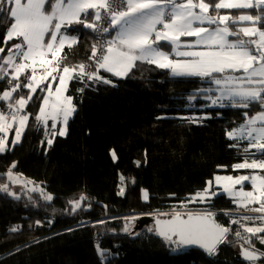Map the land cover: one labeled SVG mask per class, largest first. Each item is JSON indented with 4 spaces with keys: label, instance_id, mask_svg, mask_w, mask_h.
I'll return each instance as SVG.
<instances>
[{
    "label": "trees",
    "instance_id": "obj_1",
    "mask_svg": "<svg viewBox=\"0 0 264 264\" xmlns=\"http://www.w3.org/2000/svg\"><path fill=\"white\" fill-rule=\"evenodd\" d=\"M9 6L4 3V8ZM7 19V13L0 12V47L5 48L0 57L18 41L4 44ZM66 31L76 33L78 40L64 49L61 63L74 67L86 62L94 31L82 24ZM97 74L111 83L71 79L67 94L76 106L65 136H51L59 124L53 129L51 122L36 120L43 97L38 89L23 109L29 120L20 143L0 152V184L8 186L7 192L0 191V264H248L236 257L245 243L231 234L210 255L198 249L173 254L170 247L175 244L152 232L142 230L133 237L126 219L167 211L204 190L217 174L250 172L233 168L246 158L242 146L233 147L235 142L225 133L245 112H257L258 104L247 109L212 107L204 80L173 76L154 64L137 62L126 77L102 70ZM9 80H0V93L11 84L29 82L23 76L11 84ZM28 94V88L21 87L11 101ZM11 136L12 131L9 145ZM48 139H53L51 145ZM9 170L41 184L53 199L46 201L35 191L9 195ZM77 200L80 207L73 211ZM202 208L220 225L240 228L229 224L236 206L226 196L217 195ZM13 227L18 231H10ZM251 236L255 242L264 233Z\"/></svg>",
    "mask_w": 264,
    "mask_h": 264
},
{
    "label": "snow or ice",
    "instance_id": "obj_2",
    "mask_svg": "<svg viewBox=\"0 0 264 264\" xmlns=\"http://www.w3.org/2000/svg\"><path fill=\"white\" fill-rule=\"evenodd\" d=\"M5 2L10 5L8 8H4ZM222 9L258 11L255 14L243 12L236 16L233 11L221 15ZM211 11H215L216 15H211ZM0 12L7 13L8 18L4 44L7 45L8 42L16 39L20 41L13 43L12 47L7 49V56L0 57L3 63L12 69L9 83L11 84L12 80H20L22 76L29 81L23 85L20 83L13 85L10 90L0 95V99L9 100L12 93L21 87L29 88L32 93H35L44 80L49 77L53 80L58 78L59 84L55 87L54 93L53 86L47 85L49 96L44 98L40 114L36 116L38 122L44 121L46 117H51L53 121L57 117H62L65 127L51 132L53 138L67 134L68 119L75 111L72 98L63 95L67 90L66 80L74 79L76 76L80 78L87 76L89 80L96 79L111 83L110 80L97 74L100 69L118 77H126L137 66V62H140L167 69L173 76L209 78L211 82L220 86L221 92L219 97L212 99L213 105H216L218 101L228 100L230 106L247 109L252 103H258L261 111L255 115L245 112L244 122L226 131L225 134L230 140H247L248 147L244 149L246 153L250 149H255L256 152L264 155V0H215L214 3L206 2V0H0ZM89 16H92V22H88ZM102 20L106 21L108 26L99 28L95 22ZM246 23L251 26H243L236 31L231 30L229 26ZM79 24H83L84 28L92 29L94 32L109 33L110 29L115 30V35L110 39L98 41L93 45L89 59L95 60L98 65L97 70L93 72H88L83 64L69 67L61 63L66 58L62 54L65 44L71 47L77 43V38L67 35L66 30ZM204 24L224 26L208 28L203 27ZM158 25L161 27H157ZM46 33L49 35L47 41H45ZM181 37L195 39L182 42ZM229 37H236V39L231 40ZM165 46H169L171 52L163 51ZM182 46L188 49L203 46L205 50L181 51ZM4 51L5 48L0 47V53ZM49 53L52 54V60L46 59ZM172 56L185 59H172ZM37 58L46 72L39 80L36 79ZM48 65H51V71L47 70ZM29 69H31V75H27ZM0 71L3 72L0 80L9 75L2 66ZM228 72H242L243 75H226ZM234 84L235 86H232ZM51 96H55L53 111L47 112L45 105L49 103ZM31 99L32 96L29 95L27 98L21 97L16 100L15 104L7 105L8 108L13 109L11 121H18L20 125L15 128L16 139L12 141L13 144L19 141L23 128L29 120L27 115H19V113ZM220 106L223 107L224 104L220 103ZM11 127L12 124L8 122L6 115L0 113V133H5L4 137H0V152L6 150V133ZM52 128H56L55 122ZM47 143L51 145L53 139H48ZM112 155L115 159L114 152ZM12 167L14 168L15 164ZM233 168L264 170V159H252L251 162L245 160L233 165ZM8 176L13 183L18 182L13 179L11 171ZM215 179L217 182L227 180L233 185L251 180L253 191L245 192L241 188L239 192H235L229 186H225L224 191L232 197H239L240 199L234 202L241 207L257 204L259 207L249 208V210L264 213V175L216 177ZM26 183L32 182L29 180ZM0 191L7 192L8 186L0 184ZM208 191V188H205L197 192L190 202L196 199L203 202ZM8 194L14 195L11 192ZM215 194V192L210 193L213 196ZM143 195L147 199V193L144 192ZM44 199L51 201L53 197L45 195ZM84 199L86 197H80V200ZM80 200L72 202L73 211L80 207ZM182 215L181 212L173 210L171 220L157 219L155 229H149V231H155V234L169 245L175 244L177 248L199 245L210 254L216 251L218 244L225 242L229 228L213 221L211 212H189L187 219H183ZM244 219L264 221V215ZM232 223L235 224L238 221L233 220ZM241 227L253 236L264 233V227L253 228L244 225ZM10 231H18V227H13ZM124 231L127 232L128 229L125 228ZM236 236L250 245L249 238L241 236L239 231L236 232ZM261 243H264V238H261ZM97 251L102 258L105 257L106 254L102 249L98 247ZM241 255L249 261H255L264 256V253L245 248Z\"/></svg>",
    "mask_w": 264,
    "mask_h": 264
},
{
    "label": "crops",
    "instance_id": "obj_3",
    "mask_svg": "<svg viewBox=\"0 0 264 264\" xmlns=\"http://www.w3.org/2000/svg\"><path fill=\"white\" fill-rule=\"evenodd\" d=\"M229 11H240V10H225V9H222V10H220V14L221 15L228 14ZM248 11L249 10H242L241 12L234 13V15L238 16V15L242 14L243 12H248ZM210 14L211 15H216V12L215 11H211ZM87 19H88V22H92V16H89ZM97 22L98 21H96L95 23H97ZM223 26L224 25H218V24H213V25L204 24L203 25V27H208V28H216V27H223ZM229 26H230L231 30L236 31L240 27H243V26H251V25H249V24L246 23L244 25L236 24V25H229ZM66 34L69 35V36H72V37H76L77 40H78V35L76 33L74 34V33H70V32H67L66 31ZM114 35H115V30H112L111 29V37L114 36ZM241 36H242V34H241ZM48 39H49V35L46 33L45 34V41H47ZM194 39H195L194 37H181V41L182 42H188V41H192ZM229 39L235 40L236 37H229ZM18 42H20V41L18 40L16 43H18ZM75 44H73V45H75ZM67 47H68V44L66 43L64 49L67 48ZM162 50L165 51V48H163ZM180 50L181 51H186V50H205V49L203 48V46H200V47H197V48H193V49H188V48L182 46L180 48ZM166 52H171V48H170V51H166ZM0 55H1V53H0ZM7 55H8V52H7V54L5 56H7ZM171 58L172 59H185V58L175 57V56H172ZM46 59L52 60V54L51 53L47 54ZM17 60H18V58H17ZM0 66H2L3 69H5L9 73L8 77L11 79L12 69L9 68L6 64H4L2 59H1V62H0ZM35 67H36V79L39 80L41 76H44L46 74L45 68L44 67H41V65H40L39 58H37V63H36V66ZM46 67H47V70L48 71H51V65H48ZM100 70L104 71L103 69H100ZM60 71L62 73V68H61ZM104 72H106V71H104ZM106 73H108V72H106ZM31 74H32L31 73V69H29L28 72H27V75H31ZM109 74L113 75L112 73H109ZM227 74L235 75V76H241V75H243L242 72H236V73L228 72V73H226V75ZM0 75H3V72L2 71H0ZM73 75H75V73H73ZM214 75L215 76H219L220 74H214ZM113 76H115V75H113ZM116 77H118V76H116ZM196 77H198V76H196ZM199 78H201V77H199ZM201 79L204 80L207 83V85H208V92H209L208 99L210 100V103H211V106L212 107H221L220 106V103H223L224 106L230 105V102L228 100L218 101V103L216 105H213L212 102H211L212 99H215L216 97H219L221 95L220 86H217L215 83L211 82V80L209 78H201ZM70 81L71 80H66L67 90H66V92L63 93V95L64 96H67V97H71V96H69L67 94ZM48 84H51L53 86L52 87V92L54 93L55 92V87L59 84V79L57 78V79L53 80L51 77H49L48 79L44 80L43 83H41L39 85V87L37 88V90L38 89H41V90L43 89L42 90L43 91V97H42L41 102H40V107H41V105L43 103L44 98L46 96H49V91H48V88H47V85ZM232 86H235V84L232 85ZM244 86L247 87L248 85H244ZM225 87H227V85H225ZM28 90H29L28 96L29 95L33 96L34 93H32L30 91V89H28ZM3 92L0 93V95H2ZM0 101L5 102L2 99H0ZM54 102H55V96L49 97V103L47 105H45V110L47 112L53 111L52 105H53ZM13 104H15L14 101H13ZM26 105H25V107H26ZM72 105L75 108L76 102L74 101L73 98H72ZM40 107H39V110H38V114H40ZM258 107H259V105H258ZM259 111H261L260 108L258 109L257 112H259ZM257 112H255L252 115H255ZM73 114H74V112L69 117L68 122L73 117ZM19 115H27L29 117V115L27 113H25L23 111V109L20 111ZM245 118L236 127H238L240 124H242L244 122ZM8 122L12 124V127L9 128V129H7L6 139H5V141H6V150L9 149V148H11L14 145L20 143L21 138H22V135H23V132H24L25 127H26V126H24L23 132H22L21 137L19 138V141L17 143L13 144L12 141L16 139L15 128L20 127V125H19L18 121L17 122H13V121H11V120L8 119ZM48 122H51L52 124L55 122L56 125L59 124L60 125L59 128L65 127V125L63 123L62 117H57L55 121H53L51 117H46L44 121H41V124L46 125ZM68 122H67V124H68ZM257 126H259V124ZM11 131H12V136H11V143L9 145L8 144V139H9V134H10ZM66 132H67V125H66ZM4 136H5V133H0V137H4ZM232 141L235 142L236 147L242 146V149L243 150L248 147V141L247 140H239V141L232 140ZM244 155H245L246 160H248L249 162H251L252 159H256V160H262V159H264V155H262L259 152H256L255 149H250V151L247 152V153L244 151ZM237 170H244V171H250V172H245V173L240 174V175H228V174H217V175H215L211 180H209L207 182V185H206L205 188H208L209 191H208V194L205 195V198H204L203 203L200 202V201H198V202L199 203H202V204H207L210 201V199H212L213 197H215L217 195H224V196H226L236 206V211L234 212V215H233L234 217L233 218H230L229 224H233L232 223L233 220L238 221V223H235L236 226L240 227L239 228L240 230H243L244 233H246V234H248V235L251 236V234L250 233H247L244 230V227H241V225H244L245 227H253V228H255V227H264V221H261L259 219L247 220V219H244V218L245 217H259L261 215H264V213H256V212H252V211L249 210V208L259 207V205H257V204H251V205H248L247 207H241L238 203L234 202V201H238L240 199L239 197H232V196L229 195V193H227V192L224 191V187L225 186L231 187L232 190L235 191V192H239L241 188H243V190L245 192H247V191H253V188H252V185H251V180L246 181L243 184H235V185H233L230 181H227V180H221L220 182H217L215 178L216 177H233V178H236V177H239V176H242V175L251 176L253 174H260V172H264V170H261V169H247V168L246 169H237ZM209 182H211V183L209 184ZM212 192H215L216 194L214 196L213 195H210V193H212Z\"/></svg>",
    "mask_w": 264,
    "mask_h": 264
},
{
    "label": "rangeland",
    "instance_id": "obj_4",
    "mask_svg": "<svg viewBox=\"0 0 264 264\" xmlns=\"http://www.w3.org/2000/svg\"><path fill=\"white\" fill-rule=\"evenodd\" d=\"M98 23V22H97ZM96 23V24H97ZM111 30V29H110ZM85 63V62H84ZM82 64V63H81ZM94 68H98L97 67H92L91 71L93 72V69ZM79 71V68L77 67V72ZM13 81H17V80H13ZM14 84H11L10 87L8 88V90H10L12 87H13ZM29 89V88H28ZM18 90V89H17ZM13 94V93H12ZM12 97L10 98V100H7L5 102L3 101H0V107H2V105H4L5 103H11L13 104V102L11 101ZM20 99V98H18ZM12 114V113H11ZM11 116V115H10ZM10 116H6L9 120L10 119ZM5 148H6V141H5ZM11 170L8 171V173L10 172ZM8 173H7V179H8V182L10 184V192L13 193L14 195L12 196H19V194H21L22 192H34V191H31V189H36L35 192H38L43 198L45 195H50L48 192H46L45 188L41 185V184H38V183H35L33 181H31L32 183H26V181H29V179L23 177L22 175L20 174H16L14 172L11 171L12 173V176H13V179L17 180L18 182L16 183H13L12 180L9 179V176H8ZM144 193V192H143ZM142 193V195H143ZM194 195L188 197L185 201L177 204V205H174V206H171L167 211H164V212H160V213H156L154 215H157V216H164V215H161V214H167V215H171L173 214V210L175 211H178V212H181L182 214H185L187 212H192V211H200L202 210L203 208V205L205 204H202V203H199L198 201H200L199 199H196L195 201H192L190 202L191 198L193 197ZM143 199L144 198V195H143ZM204 201V200H203ZM201 202V201H200Z\"/></svg>",
    "mask_w": 264,
    "mask_h": 264
},
{
    "label": "water",
    "instance_id": "obj_5",
    "mask_svg": "<svg viewBox=\"0 0 264 264\" xmlns=\"http://www.w3.org/2000/svg\"><path fill=\"white\" fill-rule=\"evenodd\" d=\"M187 213H189V212H187ZM187 213L182 215L183 219H187ZM192 213H204V212L196 211V212H192ZM157 219H159L161 221L171 220L172 216H157L154 214H141V215H136V216H132V217L127 218L126 219V225L128 227H131V233L133 234V237H135L139 231H142V230L149 231V229L154 230L156 227V220ZM211 219L213 221H215L217 224H219L213 216L211 217ZM223 227H225V226H223ZM151 232L155 234V231H151ZM227 235H228V233L226 234V236ZM157 237L160 238L159 236H157ZM261 238H264V236L256 238L255 242H253L254 249H250V248H248V249L250 251H255L257 253H264V243H261ZM160 239H162V238H160ZM174 239H175V237H174ZM220 244H218L217 247ZM181 247L185 248L186 250L187 249H198V250L202 251L203 253L210 255V253L208 251H206L204 248L200 247L199 245H188V246H181ZM245 248H247V247L240 245L239 250L236 253V257L238 259H242V260H245L248 262H252V261L245 259V257L241 255L242 250ZM261 257L255 261H259L261 259Z\"/></svg>",
    "mask_w": 264,
    "mask_h": 264
},
{
    "label": "built area",
    "instance_id": "obj_6",
    "mask_svg": "<svg viewBox=\"0 0 264 264\" xmlns=\"http://www.w3.org/2000/svg\"><path fill=\"white\" fill-rule=\"evenodd\" d=\"M102 14H103V12H102ZM97 25H98L99 28H103V27L108 26L107 22L103 21V20L102 21H98ZM157 27H161V26L158 25ZM94 34H95V43L94 44H97L98 41H106V40L111 38V30L109 31V33H103V32H100V31H95ZM91 53H92V51H91ZM91 53L89 54L88 59L86 60V62L82 63L83 65L86 66V69H87L88 72H92L91 69H92L93 66L94 67L98 66L95 63V60L89 59V57L91 56ZM79 65H81V64H79ZM84 77H87V76H84ZM8 104L9 103H5L4 105H2V107H0V113L5 114L6 116H10L12 111H13V109L8 108V106H7ZM200 211L201 212H207L206 210H200ZM192 212H196V211H192ZM227 228H229L228 234H231L235 239H237L239 241L244 242L243 239H241L240 237L236 236V232L237 231H239L241 233V236L248 237L251 247H250L249 244H245V245H246L247 248L254 249V244L252 242V237L250 235L244 233V231L240 230V229L232 231L230 227H227ZM184 250H186V249L181 247V246L179 248H177L176 245L170 247V251L173 254L180 253V252H182ZM248 264H264V256H262L259 261H252V262H249Z\"/></svg>",
    "mask_w": 264,
    "mask_h": 264
}]
</instances>
